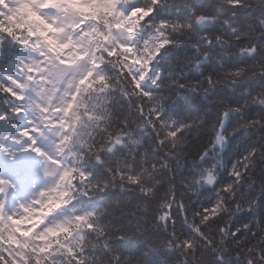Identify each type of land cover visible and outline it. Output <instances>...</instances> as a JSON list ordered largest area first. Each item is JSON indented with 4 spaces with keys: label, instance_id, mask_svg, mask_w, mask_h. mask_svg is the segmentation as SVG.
Instances as JSON below:
<instances>
[{
    "label": "clouds",
    "instance_id": "clouds-1",
    "mask_svg": "<svg viewBox=\"0 0 264 264\" xmlns=\"http://www.w3.org/2000/svg\"><path fill=\"white\" fill-rule=\"evenodd\" d=\"M202 4L138 23L133 0H39L0 28V93L14 95L0 108V264L58 228L80 264H264V151L233 180L234 134L217 127L236 111L264 147V0ZM217 24L246 61L223 95L200 49L175 43ZM45 206L24 225L33 240L16 231L11 217Z\"/></svg>",
    "mask_w": 264,
    "mask_h": 264
},
{
    "label": "trees",
    "instance_id": "trees-1",
    "mask_svg": "<svg viewBox=\"0 0 264 264\" xmlns=\"http://www.w3.org/2000/svg\"><path fill=\"white\" fill-rule=\"evenodd\" d=\"M133 2L137 5H141L138 7L140 10L136 17V20L139 23L141 20L146 22L151 16L164 17L166 19L174 18V16L177 15L176 4L181 2V0H155L153 9L160 8L162 5L164 6V10L159 12L143 7L142 5L145 3V0H133ZM218 2L219 0H203L202 7H211L218 4ZM20 21L17 22L10 16L2 15L0 12V28H3L5 31H7L10 26H16ZM164 37V46H171L172 41L167 39V32L164 33ZM226 40H231V37L226 34V29L222 24H217L211 29L199 32L198 35L186 36L175 42L177 47H183L186 45L189 48L195 47L200 49L201 58L205 60L204 76H210L220 95H223V93L228 90L229 85L232 84L234 79L233 73H235L239 67L246 62L237 54L232 43H225ZM205 83H207V80H205ZM5 88H7V85H5ZM5 95L9 96V92L7 91L6 94L0 93V108L4 107ZM231 95L233 96V102L235 103L238 96L242 95V88L238 93H231ZM10 96L14 98L13 95ZM223 118L224 116L221 115V120ZM221 120L217 121L218 128L220 127ZM233 123H236L235 119L233 120ZM251 138L257 139L259 137L252 136ZM243 147L244 145L241 144L239 140H233L225 155L234 161L237 158V154L242 153ZM230 166L231 165L229 164V167ZM262 208H264V205H262ZM65 233L66 231H60L57 235L51 237L50 247L42 252H34L26 248L29 255L23 256V260L20 264H66V260L70 261L71 264H80V251L67 242L71 240V236H66ZM214 243H218V240L214 241ZM0 246H3L2 241H0ZM83 251L87 253V249H83ZM221 258L226 259L227 256L222 255L220 259ZM214 264H221V262L215 261Z\"/></svg>",
    "mask_w": 264,
    "mask_h": 264
},
{
    "label": "rangeland",
    "instance_id": "rangeland-1",
    "mask_svg": "<svg viewBox=\"0 0 264 264\" xmlns=\"http://www.w3.org/2000/svg\"><path fill=\"white\" fill-rule=\"evenodd\" d=\"M38 2L39 0H16L14 10L9 12L6 16H10L13 20L17 22L20 21L21 19H23V21H27L36 16V12H35V9L33 8V5ZM4 3H6V0H0V5H3ZM137 11L138 9L136 8L132 10L133 18H135ZM1 13L2 15H5L3 12ZM158 42H161V41H158ZM162 42H164V40ZM53 203H54L53 201H49V205ZM34 211L36 212L35 217H32L31 215H29V217H21V218L11 217V223L14 226H16V231L21 234L27 233L26 238L28 240H33L32 232L35 231V228H33L32 231H28V229L25 228L24 225L30 222H39V220L42 219L45 213L48 211V206H45L44 208L36 209ZM60 231L63 232L67 230L63 228H58L55 230L50 229L47 235L36 236L33 241V244L31 246L25 245V248H28L29 250H32L34 252H42L44 250H47V248H49L51 245L50 238L53 237L54 235H57V233ZM2 242H3V246H6L8 243L7 240H3ZM17 247H19V245H17Z\"/></svg>",
    "mask_w": 264,
    "mask_h": 264
},
{
    "label": "snow or ice",
    "instance_id": "snow-or-ice-1",
    "mask_svg": "<svg viewBox=\"0 0 264 264\" xmlns=\"http://www.w3.org/2000/svg\"><path fill=\"white\" fill-rule=\"evenodd\" d=\"M201 63H205V60L202 59ZM234 119H238L236 111L229 113L220 121V128L225 132L233 133V139L239 140L240 143L245 146L244 151L242 153H238L237 158L233 161V165L230 170V177L233 180L240 176L241 170L244 168V164L246 163L251 152H254L257 148H260L261 151H264V147H261L260 138L252 139L251 137L256 136V134L254 132L242 129L238 122L234 124ZM226 124L228 126H225ZM228 188L229 184L225 183L222 185L220 191L227 192ZM261 204L264 205V200H261ZM205 211H207L206 207ZM239 235L241 234H237V238L239 237ZM222 260L223 259L221 258V264Z\"/></svg>",
    "mask_w": 264,
    "mask_h": 264
}]
</instances>
